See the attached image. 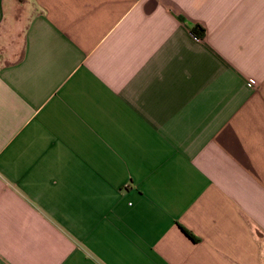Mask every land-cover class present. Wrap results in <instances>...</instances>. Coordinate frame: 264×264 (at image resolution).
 Instances as JSON below:
<instances>
[{
    "label": "crops",
    "instance_id": "obj_1",
    "mask_svg": "<svg viewBox=\"0 0 264 264\" xmlns=\"http://www.w3.org/2000/svg\"><path fill=\"white\" fill-rule=\"evenodd\" d=\"M0 264H264V0H0Z\"/></svg>",
    "mask_w": 264,
    "mask_h": 264
},
{
    "label": "trees",
    "instance_id": "obj_2",
    "mask_svg": "<svg viewBox=\"0 0 264 264\" xmlns=\"http://www.w3.org/2000/svg\"><path fill=\"white\" fill-rule=\"evenodd\" d=\"M192 32L199 38H203L206 35V29L201 24H196L192 28Z\"/></svg>",
    "mask_w": 264,
    "mask_h": 264
}]
</instances>
